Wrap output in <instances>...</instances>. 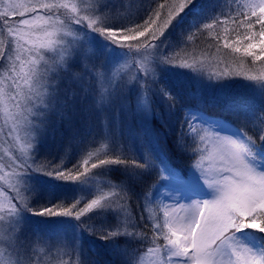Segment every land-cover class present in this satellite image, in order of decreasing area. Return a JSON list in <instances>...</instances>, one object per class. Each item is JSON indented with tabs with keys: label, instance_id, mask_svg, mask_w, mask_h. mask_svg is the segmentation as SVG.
Instances as JSON below:
<instances>
[{
	"label": "rangeland",
	"instance_id": "rangeland-1",
	"mask_svg": "<svg viewBox=\"0 0 264 264\" xmlns=\"http://www.w3.org/2000/svg\"><path fill=\"white\" fill-rule=\"evenodd\" d=\"M10 2L22 5L16 9L12 18L17 22L18 30L25 35L19 46L13 43L11 58L0 64V176H11L14 171H20L14 167L19 163L17 157L30 159L33 156L37 161L49 159L53 162L63 158L64 166L71 167L96 141V147L101 152L106 151L102 137L108 133L112 137V147L123 150L122 146H126V156L131 155L141 163L147 153L155 161L157 168L153 166L148 170L129 171L119 165H112L94 170L93 175L85 182L58 180L29 169L22 173V182L31 194L29 207L36 209L58 201L68 204L79 197L84 198L81 203L86 202L95 194L98 183L107 187L99 179L105 177L112 180L113 184L123 185L130 197L129 205L134 217H139L143 204L145 205L147 225L142 227H145V234L152 243L144 245V251L147 252L149 247L162 248L166 243L163 240L164 234L168 232L165 227L168 222L165 211L169 217L184 214V209L179 208L173 201L187 206L193 200L212 198V190L198 179L191 168L192 156L176 144L184 109L191 110L198 120L202 116L217 120L219 131L234 136L239 134L237 128L257 120L259 114L264 112V83L258 84L247 79L264 76V63L253 62L250 57L244 56L242 43L246 34L245 26L243 23L237 24L240 27L235 34L226 32L228 28L221 29L222 26L230 27L247 9L230 2L231 10L229 7L224 9L225 17L221 18L220 23L203 36L197 34V39L188 48L189 63H196L198 66L203 64L207 73L229 74L231 78L208 80L203 76L197 77L187 69L157 63L155 68L158 78L151 89L150 109L138 103L139 89L136 84L128 85L124 90L116 87L110 102L102 110L97 109L94 107L93 86L89 93L78 95L74 107L67 109L63 118L50 113L49 124L45 130L34 127L33 140L25 128L32 119L34 109L41 105L37 99L38 94H31L35 86L25 76L28 65L39 58L34 55L35 49L32 53L28 49L38 43L36 37L43 38L45 33L32 32L31 39L28 33L30 26L43 23L41 18L45 16L46 9L42 5L52 0H0V11ZM62 2L71 3L73 0ZM159 2H167L171 7L174 0ZM151 3L154 0H97V13L107 11L116 15L118 12L120 17H126L125 22H139ZM218 10L220 8H215V0H193V4L160 37L158 45L163 47H158V51L167 54L174 47H179L183 35ZM21 19L29 23L19 24ZM73 30L79 34L80 44L98 50L99 54L92 62L101 65V70L110 73L113 67L126 58V50L110 45L109 41L85 26L73 25ZM238 39L241 44L235 43ZM7 42L6 34H0V51L7 50ZM225 43L230 45L229 48H224ZM232 46L241 47V51L233 52ZM56 55L55 52L49 53L46 58L51 62L50 57ZM0 60H3L2 56ZM72 62L76 70H79L81 65L78 57L74 56ZM127 79L126 76L125 81ZM161 85L177 97L179 102L174 109L169 110L159 94L158 88ZM106 87L110 85L106 84ZM196 127L200 129L201 136L207 135L202 125L197 124ZM196 139L199 141V136ZM199 146L208 148L203 154L204 166L211 174L221 166L220 159L216 156L211 142L201 143ZM255 155L257 159L253 163L264 167V145L255 149ZM84 158H87L86 154ZM195 159H199V156ZM159 167L166 178L156 184ZM6 191L10 192L11 189L4 180H0V193ZM144 193L148 194V200H144ZM165 205L169 207L165 208ZM7 222L18 226L16 239L25 253L30 252L37 238L52 245L59 238H63L69 246L79 242V254L83 264H130L129 253L133 249L139 252L143 243L124 235L114 240H102L98 235L81 227L88 223L95 228L114 224L116 213L111 209H98L79 221L72 217L38 216L24 209L10 216ZM135 230L139 232L140 228ZM239 235L254 249H264V234L247 229ZM40 251L43 264H59L61 259H67L63 255V249L53 250L51 255L43 248ZM175 260L173 258L170 261L162 251H154L144 256L143 264H175Z\"/></svg>",
	"mask_w": 264,
	"mask_h": 264
},
{
	"label": "snow or ice",
	"instance_id": "snow-or-ice-1",
	"mask_svg": "<svg viewBox=\"0 0 264 264\" xmlns=\"http://www.w3.org/2000/svg\"><path fill=\"white\" fill-rule=\"evenodd\" d=\"M192 4L193 0H174L169 7L167 2L154 0L139 22H125L126 17H120L118 12L116 15L107 11L98 14L97 0H73L71 3L52 0L43 4L42 7L46 9L45 16L41 18L43 23L30 26L28 35L30 39L32 32H44L45 35L43 38L36 37L38 43L28 49L30 53L35 49L34 55L39 59L28 65L25 76L35 86L31 94H38L37 99L41 106L34 109L25 131L34 140V127L45 130L49 124L50 113L63 118L66 110L74 107L78 95L89 93L93 86L94 107L97 109L102 110L110 102L116 87L124 90L132 84H136L139 89L138 103L150 109L151 89L158 78L155 68L157 63L184 68L197 77L203 76L208 80L231 78L229 74H209L203 64L198 66L188 62L190 43L195 42L197 34L203 36L220 23L221 18L225 17L227 0H222L221 8L215 14L194 25L183 35L179 47H174L167 54L158 51V47H163L158 45L160 37ZM21 6L10 2L0 11V34H6L8 38L7 50L0 51V56L3 57L0 64L11 58L13 43L19 46L25 35L18 30L17 22L12 18L16 9ZM242 7L247 9L241 13L246 33L242 43L244 56L250 57L253 62L264 63V0H251ZM18 23L29 22L21 19ZM73 25H83L109 41L110 45L126 50V58L113 67L110 73L101 70V65L92 62L99 54L98 50L80 44L79 34L73 30ZM235 43L241 44V40L238 39ZM229 46L224 44L226 49ZM232 51L239 53L241 47L232 46ZM53 52L57 55L50 57L49 62L46 57ZM74 56L79 59V70L73 66ZM126 76L128 79L125 81ZM247 79L258 84L264 83V76ZM106 84L110 87H106ZM158 92L169 110L176 107L179 101L167 88L161 85ZM28 98L31 102L30 96ZM197 124L203 126L207 135H200ZM219 126V122L211 117L202 116L198 120L191 110L184 109L176 144L192 156L191 168L198 179L212 190V198L193 200L187 206L173 201L179 208L184 209V214L169 217L165 211V216L168 217L165 227L168 232L164 234L163 240L166 243L162 248L149 247L147 252L143 246L152 241L145 234V227H142L147 225L145 205L143 204L139 217H134L129 205L130 197L122 184H113L112 180L105 177L99 178L107 187L98 183L95 194L86 202L81 203L84 198L79 197L68 204L58 201L33 209L29 207L31 194L22 182V173L31 169L58 180L85 182L93 175L94 170L112 165H119L129 171L148 170L153 166L157 168L150 155L145 153L144 162L141 163L131 155L126 156L119 148L113 152L112 137L105 133L102 140L106 151L101 152L96 147V141L95 146L83 152L71 167L64 166L63 158L53 162L49 159L37 161L33 156L30 159L17 157L19 163L14 167L20 171H14L11 176H0V180H4L11 189L10 192L0 193V264H43L40 251L42 248L50 255L53 250L63 249V255L67 259H61L59 264H83L79 254V242L69 246L63 238H59L55 245L48 241L41 242L37 238L30 252L25 253L16 239L18 226L7 222L10 216L24 209L38 216L72 217L78 221L98 209L113 210L116 213L114 224L95 228L88 223L81 227L98 235L102 240H114L124 235L142 241L139 252L133 249L129 253L130 264H143L144 256L154 251H162L170 261L176 258L175 264H264V249H254L239 235L247 229L264 234V167L253 163L257 159L255 149L264 145V112L259 114L257 120L240 127L239 134L235 136L219 131ZM208 142L214 146L221 165L211 174L204 166L203 154L208 148L199 146ZM33 148L34 144L31 147L32 153ZM85 154L87 158H84ZM197 156L199 159H195ZM165 178V173L159 167L156 184ZM143 198L148 200V194L144 193ZM167 207L169 206L165 205ZM137 228H140L139 232L135 230Z\"/></svg>",
	"mask_w": 264,
	"mask_h": 264
},
{
	"label": "trees",
	"instance_id": "trees-1",
	"mask_svg": "<svg viewBox=\"0 0 264 264\" xmlns=\"http://www.w3.org/2000/svg\"><path fill=\"white\" fill-rule=\"evenodd\" d=\"M230 2H233L234 4H237L238 6H242L244 4L242 2V0H227V5L230 6V7H231ZM221 5H222V0H215V8H221ZM228 6H226L225 9L228 8ZM242 21H243V16L240 15L239 18L234 23H232L231 25H229L230 27H224V26H222L221 29L228 28L227 30H225L226 32H228L229 34H235V33H237V29L240 27V26L237 27V24H242ZM94 146H95V144L92 145V147H94ZM125 147L126 146H122V149L123 150H121V151H123L124 153L127 154V150H125ZM126 149H127V147H126ZM112 151L115 152L116 151V148L115 147H112Z\"/></svg>",
	"mask_w": 264,
	"mask_h": 264
}]
</instances>
